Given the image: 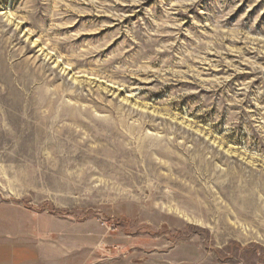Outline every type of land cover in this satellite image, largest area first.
Instances as JSON below:
<instances>
[{"label":"rangeland","instance_id":"374dc122","mask_svg":"<svg viewBox=\"0 0 264 264\" xmlns=\"http://www.w3.org/2000/svg\"><path fill=\"white\" fill-rule=\"evenodd\" d=\"M0 239L264 264V0H0Z\"/></svg>","mask_w":264,"mask_h":264},{"label":"crops","instance_id":"0c3cea01","mask_svg":"<svg viewBox=\"0 0 264 264\" xmlns=\"http://www.w3.org/2000/svg\"><path fill=\"white\" fill-rule=\"evenodd\" d=\"M6 245H8V246H6ZM9 246H11V244L5 243L3 241V239H0V263L1 264H18L21 262V259H23L20 257L21 255L24 258L28 259L27 263L31 262L33 255H30V253H26V254L23 252L21 253V251L19 250V247L17 249H15V248H13V246H11V247H9ZM6 253H8L9 255ZM5 256L12 257V260L8 259V258H4ZM5 260H6V262H5ZM9 260H11V261H9ZM3 262H5V263H3Z\"/></svg>","mask_w":264,"mask_h":264},{"label":"bare ground","instance_id":"6f19581e","mask_svg":"<svg viewBox=\"0 0 264 264\" xmlns=\"http://www.w3.org/2000/svg\"><path fill=\"white\" fill-rule=\"evenodd\" d=\"M77 83V82H76Z\"/></svg>","mask_w":264,"mask_h":264}]
</instances>
